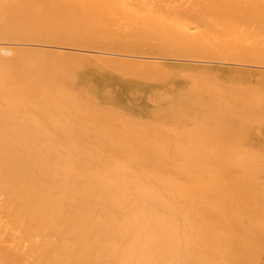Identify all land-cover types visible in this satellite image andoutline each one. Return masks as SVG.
I'll use <instances>...</instances> for the list:
<instances>
[{
  "label": "bare ground",
  "instance_id": "bare-ground-1",
  "mask_svg": "<svg viewBox=\"0 0 264 264\" xmlns=\"http://www.w3.org/2000/svg\"><path fill=\"white\" fill-rule=\"evenodd\" d=\"M0 264H264V0H0Z\"/></svg>",
  "mask_w": 264,
  "mask_h": 264
},
{
  "label": "rangeland",
  "instance_id": "rangeland-1",
  "mask_svg": "<svg viewBox=\"0 0 264 264\" xmlns=\"http://www.w3.org/2000/svg\"><path fill=\"white\" fill-rule=\"evenodd\" d=\"M41 46H47V45H41ZM67 49V48H66ZM69 50H72V49H69ZM94 50V49H93ZM95 52V51H94Z\"/></svg>",
  "mask_w": 264,
  "mask_h": 264
}]
</instances>
